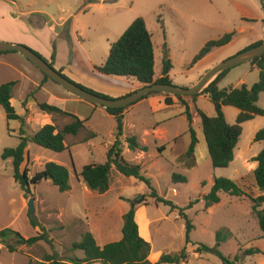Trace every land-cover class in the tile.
<instances>
[{"label": "rangeland", "instance_id": "obj_1", "mask_svg": "<svg viewBox=\"0 0 264 264\" xmlns=\"http://www.w3.org/2000/svg\"><path fill=\"white\" fill-rule=\"evenodd\" d=\"M11 12L18 16L13 17ZM235 15L227 0H0V28L32 27L39 30L42 28L39 24L46 22L47 26L40 31L41 36L35 29L31 30L32 35L40 41L47 40L49 36L54 37L53 47L59 50L61 58L73 61L78 70L92 76L102 93H113L138 83L134 78L106 75L98 69L107 60L112 43L122 36L136 18L143 17L146 20L153 36L156 75L162 74L163 60L168 50L174 65L171 74L175 84L185 87L190 85L186 81V68L202 47L208 41L219 39L241 26ZM15 54L20 56V60H7L3 55L0 56V81H17L13 106L19 114H25L23 102L29 101L27 108L30 112L26 116L28 124L24 130L31 137L47 124L46 113L38 106L39 102L49 101L47 97L50 93L47 92L45 96L41 91L43 85L58 88L66 96H76L59 83L46 79L41 70L20 53ZM248 64L232 68L229 81L238 85L241 78L237 74L248 68ZM256 79L255 73L248 74L245 81L252 85L257 82ZM225 85L223 82L222 86ZM186 100L199 139L194 157L189 158L186 154L192 138L185 106H171L153 113L143 103L126 112L124 136H137L139 142L149 146V151L145 154L133 151L124 143V158L140 164L143 174L151 179L159 195L172 200L179 207H186L191 201L197 200L192 208L186 210L195 225L191 234L194 242L215 247L217 232L222 231L228 238L221 242L219 249L232 260L240 255V260L235 264H264V236L261 237L262 231L252 211V200L247 196L221 193V202L207 208L204 199L216 177L233 179L254 198L264 195L254 179L253 169L257 167V162L253 158L251 160V156L264 148V142L255 141L256 133L264 128V115L243 124L234 162L226 168H215L197 113V108H200L208 115L215 116V106L208 95L199 96L196 103L192 97H186ZM258 104L264 108V93ZM97 106L98 110L89 114L85 127L77 135L66 137L65 151L56 152L30 141L21 166L22 170L27 168L32 177L43 171L48 162L62 164L70 170L71 189L61 192L48 178L33 185L31 193L25 197L14 178L13 160L2 159L6 148L19 145L22 124L20 120H8L4 107L0 105V230L11 227L24 238L41 232L40 227L34 228L29 221L28 202L33 199L35 213L32 215L45 227L51 240L49 243L40 241L30 246L22 244L16 252H10L0 244V264H32L43 260L48 254H56L66 264H70L72 258H84L82 250L72 249L74 243L81 240L82 234L92 232L100 245L120 240L123 215L130 209V200L141 195H147L148 204L139 205L137 210L144 206L139 219L140 222L145 218L149 221L153 239L151 257L155 259L160 254L155 262L162 254H176L186 246L185 222L179 216V211L156 202L144 181L124 176L113 167L107 192L93 191L84 182L80 175L84 165L105 163L107 152L116 139L115 117L105 107ZM223 111L227 122L235 124L239 109L227 105ZM78 113L87 117L89 110L85 105H80ZM51 120L61 129L73 118L58 115ZM156 124L157 134H147ZM173 173L185 175L187 182H173ZM263 207L264 204L259 208ZM251 247H259L262 252L245 255L244 251ZM195 248L188 246L190 258L182 264H224L217 254L201 256L195 252Z\"/></svg>", "mask_w": 264, "mask_h": 264}, {"label": "trees", "instance_id": "obj_2", "mask_svg": "<svg viewBox=\"0 0 264 264\" xmlns=\"http://www.w3.org/2000/svg\"><path fill=\"white\" fill-rule=\"evenodd\" d=\"M86 1L92 2V0ZM260 3L264 10L262 0H260ZM233 36L234 32H230L226 33L219 39L208 41L193 58L190 67H193L199 60L203 59L214 49L231 42ZM262 42H264V40L255 42L245 49L259 45ZM34 51L54 67L53 61L56 57V48H54L51 61L46 59L38 51ZM7 53L18 52H0V55ZM155 63L153 36L147 27L146 20L143 17H138L129 25L122 36L116 42L112 43L107 60L98 69L106 75L135 78L143 85V87L153 83L175 84L170 77V72L173 69V62L169 56L168 50H166L165 58L163 60L162 74L158 78H155ZM251 64L255 65L260 71L259 80L251 87L243 84L239 88H220L219 83L230 72L231 69H229L215 79L199 95L192 96V99L196 103L197 98L200 95H208L216 109V115L210 116L202 109L197 108L212 165L215 168L229 167L234 161L235 149L243 133V123L250 121L257 116L264 115V108L260 107L258 104L261 93H264V54L252 60ZM59 72L63 73L62 70H59ZM44 77L46 79H51L45 74ZM16 85L17 81L15 80L5 83L0 81V105L4 107L8 120H20L22 124L19 145L15 148H6L2 153V159L13 160L14 178L19 184L25 197H28V194L31 193V187L33 185H37L43 179H48L49 177L51 178L52 183L57 186L61 192L69 191L71 189L70 170L66 166L56 162H48L43 171L36 173L32 177L29 175V170L27 168L22 170L21 166L25 160V154L30 141L44 148L56 152H63L67 149L66 137L68 135H77L80 130L85 127V120L73 113L63 110L56 104L45 101L39 102L38 106L40 110L46 114L52 115L53 118L58 115H68L73 118V121L66 124L61 129H59L54 123H47L31 137H28L24 130L25 126L28 124V114H26L27 117L19 115L11 102ZM80 85L97 94L110 97L109 95L95 91L82 84ZM157 94L161 93L153 92L145 96L143 99ZM165 95L167 96L166 103L168 105L173 104L172 96L169 94ZM176 97L179 102L185 106V115L190 123L189 132L192 140L186 154L189 158L194 157L199 139L193 126L194 119L190 111V105L188 104L186 97ZM25 105L26 101H24V106ZM227 105L234 106L240 111L235 124H229L226 120L223 108ZM130 106L105 108L106 111L110 115H113L117 121V130L115 133L116 139L107 152V161L105 163H90L84 165L80 175L89 189L99 193H105L109 190L113 167L124 176L135 177L144 181L151 189L150 196L155 198L156 202L164 203L172 209L179 211V216L185 222L186 246L179 253L162 254L157 262H152L149 259L152 246L150 242L146 241L140 235L139 224L136 219L138 206L148 204L147 195H141L134 200H130V209L123 215L122 238L120 240L100 245L96 236L92 232L87 231L82 234V238L79 242L74 243L72 248L73 250H82L85 253V257L72 258L69 261L70 264H92L95 262H102L104 264H182L188 262L190 258V252L188 250L189 245L195 246V252L201 256L207 253H215L224 261V264H235L240 260V255H236L234 260H232L225 256L219 249L221 242L228 238V235L224 234L222 231L217 232L218 242L215 247H211L210 245L201 242L197 243L192 240L191 234L195 225L186 213V210L192 208L197 200L191 201L186 207H179L172 200L159 195L156 188L153 187L151 179L143 174L140 164L131 163L124 158V143H126L127 147L133 151H149V146L142 145L135 135L127 136L123 139L125 112ZM26 112L28 113V109H26ZM255 141L264 142V128L256 133ZM253 160L257 162V167L254 170L255 183L258 189L264 193V148L253 158ZM172 179L173 182L176 183L187 182V177L179 173H173ZM221 193H227L236 197H249L253 202L252 211L256 215L259 227L264 236V207L261 209L259 208L264 204V195L254 198L245 192V190L233 179L228 177H216L210 192L204 197L205 206L210 208L219 203L221 201ZM29 221L34 228L40 227L41 232L30 238H24L17 230L7 227L0 230V244L4 245L8 251L16 252L22 244L30 246L40 241L49 243L51 240L46 233L45 227L39 223L36 216L32 215L31 211H29ZM1 252L2 248L0 247V254ZM261 252L262 250L259 247H251L246 249L244 254L253 255ZM32 264L66 263L58 258L56 254H48L43 260L36 261Z\"/></svg>", "mask_w": 264, "mask_h": 264}, {"label": "crops", "instance_id": "obj_3", "mask_svg": "<svg viewBox=\"0 0 264 264\" xmlns=\"http://www.w3.org/2000/svg\"><path fill=\"white\" fill-rule=\"evenodd\" d=\"M227 1L231 5V10H232L233 14L235 15V12L237 13V15H235V16H237V19L239 20V23L241 26L237 29L230 31V32H234V36H233V39L231 40V42H229L228 44H226L222 47L214 49L209 54H207L203 59L199 60L193 67H190L191 63H189L188 67L186 68V75H185L186 81L188 83H190L189 86H193L195 83H197L198 80L202 77V75L207 70L212 68L215 64H217V63H219V62H221V61H223V60H225L231 56L236 55L237 53L244 50L245 48H247L248 46H250L251 44H253L255 42H258L260 40H264V10L261 6L260 0H227ZM46 24H47L46 22L42 25L39 24V26L42 27V28H39V30H36L35 28H32V27H29V28L25 27L24 29L0 28V40H5V41L9 40V41H13V42L24 43V44L30 46L31 48H33L34 50L38 51L46 59L51 61L52 55L54 52V47H53V38L54 37L49 36V37H47V40H44V41L42 40L43 41L42 42L38 38L33 36L32 31H31V30L35 29L34 31L36 33H39V35L41 36L42 32H40V31L44 30V28L47 26ZM2 55L7 60H13V61L20 60V56H17L15 53H7V54H2ZM53 63H54V66L58 70H62L63 74H65L69 78H72V80H75L76 82H79V84H82L86 87H89L93 90H96V91L102 93V91H100V89H97L96 86H98V85L96 83H94L95 79L92 76H88L87 74L83 73L80 69L78 70L74 66L73 61H71V60L65 61L64 59H62L61 55L59 53V50L57 48H56V57H55ZM248 63H249L248 68L242 69L237 74L238 76L240 75V78H241L240 83L238 85H234L233 81H229V78H230L229 77L230 73H229L227 76L224 77L223 81L221 80L222 82L219 83V87L220 88H229V87L239 88L243 84H246L247 86L251 87L254 83L252 85H248V83H246V81H245L246 76L248 74L254 75V73H255V75L257 77L256 80L258 81L260 71L255 65H252L251 62H248ZM173 68H174V65H173ZM230 71H232V70H230ZM160 76L161 75H159V76L156 75L155 78H158ZM170 77L172 78L173 82L175 83V80H174L171 72H170ZM223 82L226 84L225 86H222ZM38 86H39V84H38ZM189 86L186 85L185 87H189ZM142 87H143V85L138 81V83L135 82L134 84H130V86L127 85L123 89H117V90L113 91V93L109 91V93H103V94H106L109 96H115V97H122V96L130 94L136 90H139ZM41 91L44 95L47 94V92L50 93V95L47 97L49 99V101H47V102L56 104L59 107H61L63 110H66L70 113H73V114L77 115L78 117H80L81 119L83 118V120H85V122H87L86 120L89 119L90 113L96 112L98 110L97 105L90 103V102H87L85 100H82L81 98H78V97L66 96L58 88L55 89V88H52L50 86L43 85L41 88ZM262 95H263V93H261L260 99L262 98ZM13 98L11 100L12 104H13ZM166 98H167V96L164 93L149 96L145 99L138 101L137 103L133 104L132 106H130L126 110V112L128 113L131 109H134L137 105H141L143 103H146V106L149 107V109L153 113H157V112L164 110V109H167L168 107H171V106H179V105L182 106V104L179 102L178 98H175L174 96H172L173 104H171V105H168L166 103ZM260 99H259V101H260ZM29 104H30L29 101L28 102L26 101L25 109H28V112H30V109L27 108L29 106ZM23 105H24V102H23ZM80 105H85L88 108L89 113H88L87 117H82L78 113V108ZM126 112H125V119H126ZM26 114H27V112L25 110V114H23V115L19 114V115L26 116ZM45 117H46L47 123H53L51 120L52 115L46 114ZM90 118H91V116H90ZM124 128H125V126H124ZM151 128L152 129L149 130V132L147 134L154 135V133H155V135H156L158 132V129H157L158 124H156L155 126H153ZM123 136H124V134H123ZM124 137H127V136H124ZM141 144L145 145L143 143H141ZM237 148H238V145H237L236 149ZM236 149H235V151H236ZM140 152H142L143 154L146 153L144 151H140ZM256 155L251 156V160ZM235 159H236V155H235L234 160ZM251 166H253V164H251ZM255 169H253V171ZM215 205H217V204H215ZM143 208H144V206L139 207V209L136 212V219H137V222L139 224V232H140V235L146 241L150 242L152 245L153 239H152V234H151L150 229H149V221L147 218H145L143 222H140V219H139L140 213L143 211ZM262 236H263V233H262L261 237ZM151 253H152V251H151ZM159 255L160 254H157L156 258H158ZM149 258L153 262L156 261V258L154 259L151 257V254H150Z\"/></svg>", "mask_w": 264, "mask_h": 264}, {"label": "water", "instance_id": "obj_4", "mask_svg": "<svg viewBox=\"0 0 264 264\" xmlns=\"http://www.w3.org/2000/svg\"><path fill=\"white\" fill-rule=\"evenodd\" d=\"M262 2L264 5V0H262ZM11 15L13 17H17V14L14 12H11ZM7 51H16L20 53L22 56L31 61L36 67H38L42 73L49 76L55 82L59 83L70 94L87 102L93 103L95 105H100L105 108H118L135 104L145 96L153 92H160L172 96L183 97H192L199 95L215 79H217L227 70L239 66L243 63L251 62L255 58L263 55L264 42L254 47L242 50L236 55L215 64L212 68L207 70L204 75L198 80V82L193 86L181 87L176 84L153 83L150 85H146L130 94L116 98L103 96L82 87L79 83L73 81L68 76L59 72V70H57L55 67L51 66L47 60L38 55L31 47L25 44L0 40V52ZM49 179L51 178L49 177ZM33 201L34 200L31 199L28 202V206L32 214L35 213Z\"/></svg>", "mask_w": 264, "mask_h": 264}]
</instances>
